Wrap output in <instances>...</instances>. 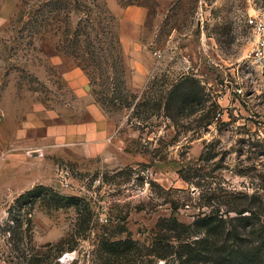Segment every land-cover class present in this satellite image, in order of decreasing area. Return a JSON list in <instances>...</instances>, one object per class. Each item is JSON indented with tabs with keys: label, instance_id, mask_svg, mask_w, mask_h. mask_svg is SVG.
<instances>
[{
	"label": "rangeland",
	"instance_id": "374dc122",
	"mask_svg": "<svg viewBox=\"0 0 264 264\" xmlns=\"http://www.w3.org/2000/svg\"><path fill=\"white\" fill-rule=\"evenodd\" d=\"M117 1L145 8L129 33L108 0H17L0 28V263L105 264L98 233L111 223L125 226L117 237L150 240L162 216L189 223L227 191L264 195V72L248 57L254 36L246 24L264 0ZM80 21L96 46L118 23L122 78L150 99V114L97 100L106 76L93 87L79 59L59 47ZM185 74L201 81L215 112L172 119L156 108ZM38 185L46 199L19 207L20 194ZM61 194L89 201L91 229L79 228ZM63 239L76 248L61 252Z\"/></svg>",
	"mask_w": 264,
	"mask_h": 264
},
{
	"label": "trees",
	"instance_id": "16d2710c",
	"mask_svg": "<svg viewBox=\"0 0 264 264\" xmlns=\"http://www.w3.org/2000/svg\"><path fill=\"white\" fill-rule=\"evenodd\" d=\"M75 3L78 7L79 1ZM103 5L107 17L111 21L115 20L116 17L105 2ZM91 11L92 8L87 12L88 21ZM65 19L71 20V12L65 14ZM79 24L73 31L68 30L67 34H71L68 45L59 44V47L79 59V64L87 70L93 87L97 82L96 78L106 76V81L100 83L103 89L97 100L102 106H132L133 111L150 114L154 106H144L149 98H138L137 93L132 92L122 78L125 68L118 23L109 24L110 39L105 46L94 45L91 31L83 29L85 26ZM83 34L87 42L84 46L85 54L81 55L78 49L82 48L80 42ZM104 63L107 65L106 70L103 69ZM93 90L96 92V88ZM204 94L205 87L201 81L185 74L162 95L156 108H164L167 116L172 119H176L174 113L203 112L201 116L205 113L209 115L215 109L213 106L207 108L208 97L205 98ZM42 189L48 188L42 185L30 188L21 193L15 202L19 207H24L35 199L44 200L46 198L38 194ZM71 206H75L78 212L79 228L91 229L94 211L89 201L78 195L61 194V207ZM209 207V210L196 214L189 223L180 220L174 213L160 217L150 240L134 238L131 233L126 237H117L125 232V226L117 227L109 223L113 230L106 228L98 233V250L106 259L105 264H264L263 193H259V190L251 193L227 191L218 196L217 202L210 203ZM28 223L32 224L30 219ZM66 241L61 240V252L67 248H76V243L66 246Z\"/></svg>",
	"mask_w": 264,
	"mask_h": 264
},
{
	"label": "crops",
	"instance_id": "0c3cea01",
	"mask_svg": "<svg viewBox=\"0 0 264 264\" xmlns=\"http://www.w3.org/2000/svg\"><path fill=\"white\" fill-rule=\"evenodd\" d=\"M113 11H116L121 15L122 27L129 33V26H140L141 21L143 20V15H145V8L143 6H135L133 8H128L122 6L117 0H108ZM17 0H0V28L5 25L9 18L14 14L16 10ZM130 12H136L135 15H129ZM134 36V35H131ZM53 41V40H52ZM54 49L59 50L56 43H52ZM58 54H56L57 56ZM59 56V55H58ZM77 72H72V76H75ZM1 107V105H0ZM5 264H9L4 262ZM0 263V264H4Z\"/></svg>",
	"mask_w": 264,
	"mask_h": 264
},
{
	"label": "built area",
	"instance_id": "2783aa9c",
	"mask_svg": "<svg viewBox=\"0 0 264 264\" xmlns=\"http://www.w3.org/2000/svg\"><path fill=\"white\" fill-rule=\"evenodd\" d=\"M246 24L253 32L254 41L249 50L250 62L260 72H264V11L256 9V12L246 17Z\"/></svg>",
	"mask_w": 264,
	"mask_h": 264
}]
</instances>
